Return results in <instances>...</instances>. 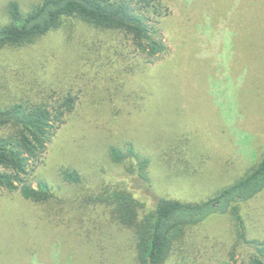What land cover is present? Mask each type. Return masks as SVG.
<instances>
[{
    "label": "rangeland",
    "instance_id": "374dc122",
    "mask_svg": "<svg viewBox=\"0 0 264 264\" xmlns=\"http://www.w3.org/2000/svg\"><path fill=\"white\" fill-rule=\"evenodd\" d=\"M7 1L0 0V24ZM18 1L27 8L37 0ZM165 3L170 51L156 63H145L121 36L99 41L95 30H75L74 19L33 43L0 49V102L76 98L31 172L32 184L48 181L53 197L36 203L0 195V264H137L131 231L97 196L120 186L145 210L159 195L199 201L264 149V63L257 55L264 53V0ZM128 140L150 158L151 189L108 156L109 145ZM66 167L79 170V184L62 179ZM240 213L246 237H264V191L241 203ZM245 245L232 216L215 215L187 228L165 264H240L250 252Z\"/></svg>",
    "mask_w": 264,
    "mask_h": 264
},
{
    "label": "trees",
    "instance_id": "16d2710c",
    "mask_svg": "<svg viewBox=\"0 0 264 264\" xmlns=\"http://www.w3.org/2000/svg\"><path fill=\"white\" fill-rule=\"evenodd\" d=\"M193 6L194 9L202 6V1L194 2ZM216 11L225 13L224 6ZM4 12L7 21L0 24V49L33 43L60 28L66 20L74 19L75 30L81 27L95 30L99 41L121 36L145 63L159 62L170 51L165 32L170 24L164 20L170 12L165 0H37L27 8L18 0H8ZM214 21H218L217 16ZM109 45L114 47L112 43ZM262 46L257 45L259 49ZM257 55L264 63V53ZM261 71L264 72V66ZM203 77L208 83V76L204 74ZM160 85L158 81L156 87ZM260 88L263 94L264 85ZM159 90L153 93L158 98L162 95ZM172 94L177 100L176 92ZM204 101L203 104L210 105L206 99ZM75 107L76 98L70 93L52 102H0V195L18 193L23 199L36 203L48 202L53 197L48 181L37 179L36 185L32 184L31 172ZM204 141L209 142V138ZM107 151L109 158L124 165L140 187L152 188L150 158L137 150L130 140L123 147L111 144ZM60 174L68 184L81 182L82 175L76 168H63ZM263 191L264 149L239 177L199 201L159 195L154 198L153 208L145 210L141 201L120 186L106 189L97 199L109 208L117 224L131 231L137 264H165L183 242L187 228L225 213L234 220L238 240L250 248L240 264H264V237H246L240 213L241 203Z\"/></svg>",
    "mask_w": 264,
    "mask_h": 264
}]
</instances>
